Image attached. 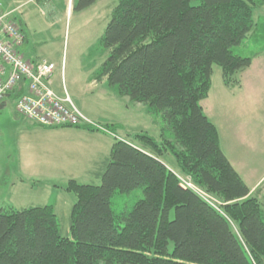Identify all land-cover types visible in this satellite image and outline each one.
<instances>
[{"label": "trees", "instance_id": "trees-1", "mask_svg": "<svg viewBox=\"0 0 264 264\" xmlns=\"http://www.w3.org/2000/svg\"><path fill=\"white\" fill-rule=\"evenodd\" d=\"M262 6L264 0H117L100 38L109 52L96 78L159 113L171 137L116 139L98 170L100 184L69 179L70 236L51 204L1 206L0 264H264V181L250 193L200 105L213 64L226 87H238L239 73L264 51L232 50L246 37L264 38V21L252 16ZM174 172L214 195L218 209ZM135 189L142 198L112 209L116 191Z\"/></svg>", "mask_w": 264, "mask_h": 264}, {"label": "rangeland", "instance_id": "rangeland-1", "mask_svg": "<svg viewBox=\"0 0 264 264\" xmlns=\"http://www.w3.org/2000/svg\"><path fill=\"white\" fill-rule=\"evenodd\" d=\"M116 3L117 0H0V7L3 12L10 11L7 20L24 36L17 51L25 58L46 59L55 64L49 87L61 95L58 96L68 97L78 109L86 108L96 115L120 121L121 126L116 128L120 140L135 141L133 134L137 132L146 133L157 141L163 135L170 138L169 130L164 133V122L159 113L149 112L145 103L118 95L105 77L96 78L109 52L101 45L100 38ZM252 16L255 21H264V6L255 7ZM262 46L264 38L246 37L232 50L241 56H249ZM257 56H264V51L253 58ZM262 75L264 60L249 72L243 83L245 91L241 88L234 94L233 89L223 84L220 66L213 64L207 97L200 101L222 142L233 138L237 150L235 156H231L233 148L228 141L223 148L220 145L249 188L258 183L264 172ZM250 125L253 134L248 130ZM241 127L246 128L249 143L241 140L244 138ZM46 129L57 128L31 124L16 112L12 98L2 100L0 207L51 204L58 216L61 233L70 236L69 212L75 196L65 190L67 181L100 184L98 170L105 162L103 159L93 163L87 161L106 150L95 147L97 143L113 142L116 138L98 131L91 138L75 132H46ZM242 143L245 146L242 147ZM166 158L174 167L172 158ZM142 197L141 189L129 193L116 191L111 198V207L119 211Z\"/></svg>", "mask_w": 264, "mask_h": 264}, {"label": "built area", "instance_id": "built-area-1", "mask_svg": "<svg viewBox=\"0 0 264 264\" xmlns=\"http://www.w3.org/2000/svg\"><path fill=\"white\" fill-rule=\"evenodd\" d=\"M9 12L0 7V102L7 94H18L14 108L18 114L42 126H79L109 134L120 139L107 125L83 114L68 97L58 96L49 81L55 64L46 59L31 60L16 49L24 36L16 25L7 20ZM24 84V85H22ZM94 84V82H92ZM25 87V91L21 89ZM181 185L198 193L212 207L218 209L219 200L196 187L190 178L174 172Z\"/></svg>", "mask_w": 264, "mask_h": 264}, {"label": "crops", "instance_id": "crops-1", "mask_svg": "<svg viewBox=\"0 0 264 264\" xmlns=\"http://www.w3.org/2000/svg\"><path fill=\"white\" fill-rule=\"evenodd\" d=\"M31 60H39V59H31ZM264 60V56H257V57H255V58H253L252 59V61H251V63H250V65L245 69V70H243L242 72H240L239 73V86L238 87H227V88H229L230 90L231 89H233V93L235 94V93H237L238 91H239V89H243V91H245V88H244V85H243V83H245L244 81H245V79L247 78V76L249 75V72L251 71V70H253V69H256V68H258V64H259V62H262ZM52 76H53V74H52ZM51 76V77H52ZM51 77H50V80H51ZM262 77H263V79H264V75H262ZM257 78V77H256ZM50 82V81H49ZM93 82V81H92ZM22 85H24V84H22ZM54 90V89H53ZM229 90V91H230ZM22 91H25V87H23L22 89H21V92ZM58 94V93H57ZM17 95L18 94H15V93H13V95H11V94H7V95H5V97L4 98H12L13 99V103H14V105H15V101H16V97H17ZM58 95H60V94H58ZM61 96V95H60ZM207 97V96H206ZM3 98V99H4ZM2 99V100H3ZM205 99V98H204ZM203 99V100H204ZM2 100H1V102H0V104L2 103ZM201 107H202V110H203V112H204V114L207 116V114L205 113V111H204V108H203V105L201 104ZM79 110L83 113V114H85L86 116H88L89 118H91V119H93V120H96V121H98V122H100V123H103V124H106V125H112V124H114V125H116L117 127L118 126H121V124H120V121H116L115 119L113 120V119H111V118H106L105 116H99V115H96V114H94V113H92V112H90L88 109H86V108H79ZM20 115V114H19ZM25 118V117H24ZM207 118H208V116H207ZM27 119V118H26ZM209 119V118H208ZM28 120V119H27ZM100 120V121H99ZM29 122L31 123V124H33V125H38V126H41V127H49V126H42V125H39V124H36V123H33L32 121H30L29 120ZM212 122V121H211ZM213 123V122H212ZM214 124V123H213ZM215 125V124H214ZM50 128H57V129H46V130H44V131H46V132H49V131H54V132H59V131H61V132H67V133H73V132H75V134L76 135H79V136H82V137H94V135L93 134H95L96 133V131H91V130H87V129H83V128H73V127H70V128H68V127H50ZM58 128H61V129H58ZM63 128H65V129H63ZM241 129H242V131H243V137L244 138H242L241 137V140L243 141V142H248L249 143V141H248V138L246 137V135H245V132H246V128L245 127H241ZM116 130L117 129H115V131L114 132H116ZM218 130V129H217ZM248 130L253 134V127L251 128V125H250V127L248 128ZM78 136V137H79ZM218 137H219V144H221L222 145V148H223V144H226V141H228L229 142V144H230V146H232V155L231 156H235L236 155V153H237V150H236V148L234 147V144H233V138L232 139H230V140H224L223 142H222V140H221V138H220V136H219V132H218ZM256 137V136H255ZM264 140V139H263ZM112 143L113 142H108V141H106V140H103V142H100V145H98V143L95 145V147H97V148H104V150H105V148H106V150L104 151V152H102L101 154H97V155H95V156H92L88 161H87V163L88 162H90L91 161V163H93V162H95V161H97V160H102V162H105L106 161V159L108 158V155H109V152H110V148H111V145H112ZM221 145H220V148H221ZM241 146L243 147V146H245V144L244 143H242L241 144ZM252 146V145H251ZM222 148H221V150H222ZM222 152H223V150H222ZM224 153V152H223ZM100 156V157H99ZM226 156V155H225ZM96 157H99V158H97L96 159ZM227 157V156H226ZM229 157V156H228ZM228 159V158H227ZM229 159H230V157H229ZM230 162V161H229ZM231 163V165L233 166V162H230ZM234 168V167H233ZM263 181H264V172L263 173H261V175H260V177H259V179H258V183L255 185V186H253L252 188L250 187L249 189H250V193H252L254 190H255V188H257L259 185H261L262 183H263Z\"/></svg>", "mask_w": 264, "mask_h": 264}]
</instances>
